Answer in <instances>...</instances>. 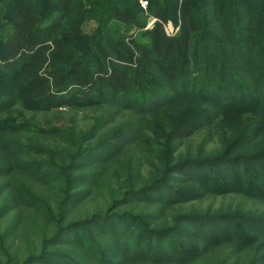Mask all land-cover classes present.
Returning <instances> with one entry per match:
<instances>
[{"label": "rangeland", "instance_id": "374dc122", "mask_svg": "<svg viewBox=\"0 0 264 264\" xmlns=\"http://www.w3.org/2000/svg\"><path fill=\"white\" fill-rule=\"evenodd\" d=\"M88 1L71 0V14L60 18L54 1L40 0L42 26L57 21L65 30L69 20L84 19L85 42L101 29L111 38L122 33L149 43L146 31L157 20L150 14L149 0H144V7L142 0H125L136 3L145 23L142 29L113 21L98 28L104 0H93L95 5ZM206 11L209 28L215 31L211 9ZM13 19L9 0H0V66L5 57L1 28L12 30ZM175 19L176 24L164 25L169 35L178 32L179 11ZM189 47L188 53L180 55L184 78L173 99L156 93L153 102L143 104L129 100L72 109L67 91L58 96V109L45 111L34 101L22 99L23 89L0 68L3 117L11 115L23 127L35 125L40 132L52 127L87 130L92 140L85 144H93L78 161V175L85 179L76 184L67 225L43 246L38 244L40 220L48 214L35 201L16 198L23 186L34 191L39 184L20 168L0 179V192L10 196L1 213L13 208L2 221L8 223L17 213L10 226L15 232L3 246L10 261L0 249L1 264H194L198 259L204 264H264V103H226L214 97L218 83L230 82L232 73L251 86L250 93L258 92L264 80L254 77L264 68L247 69L250 65L238 58L235 64L225 61L226 70L216 66L209 72L198 71L194 44ZM249 60L258 61L252 54ZM184 86L188 91L196 89L200 97L181 93ZM186 124H191L189 134L176 138L178 133L185 135ZM118 130L122 132L112 138ZM35 137L39 144L54 148L64 136ZM170 160L173 164L165 168ZM0 165L7 171L13 164L2 160ZM150 185L154 187L145 190ZM41 195L55 213L53 193L42 191ZM26 203L29 208L23 206Z\"/></svg>", "mask_w": 264, "mask_h": 264}, {"label": "trees", "instance_id": "16d2710c", "mask_svg": "<svg viewBox=\"0 0 264 264\" xmlns=\"http://www.w3.org/2000/svg\"><path fill=\"white\" fill-rule=\"evenodd\" d=\"M39 1L9 0L14 10V27L12 30L5 25L1 28L5 57L0 68L9 81L23 89L24 92L20 93L22 99L34 101L44 107L45 111L58 109V96L67 91L71 92L67 104L72 109L103 105L105 102L108 105H114V102L126 104L129 100L132 104H143L145 100L153 102L156 93L173 99L179 81L184 78L185 70L180 55L188 53L192 43L197 53L195 65L198 71L209 72L216 66H223L225 61L235 64L238 58L250 65L247 69L264 68V0H149L150 14L157 20L146 31L148 44H142L132 35L122 33L111 38L101 29L90 37V41L85 42L81 30L84 19L69 20L65 30L61 29L62 24L57 21L50 24V27H43L39 19ZM52 1L60 18L71 14V0ZM88 3L96 4L93 0ZM207 9H211L215 31L209 28L205 19ZM136 10V3L131 1L104 0L102 15L97 19L98 28H106L113 21L142 29L145 23ZM177 11L181 16L179 29L174 35H169L164 25L167 22L176 24ZM107 13L108 17H105ZM251 54L255 61L258 60L257 63L249 60ZM222 69L227 68L223 66ZM232 75L230 82L221 80L218 83L215 99L219 98L226 103H264V83L258 87L256 93L259 95H254L255 92L250 93V85L239 76ZM255 78L264 80V70ZM196 91L185 88L181 93ZM196 96L200 97L197 93ZM189 125L186 124L184 129L185 135L178 133L176 138L187 136ZM23 126L11 115L3 117L0 114V162L5 160L13 164L7 171L0 165V179L12 176L10 173L20 168L27 174V178L39 184L34 191L28 185L23 186L22 195L16 198L20 201L31 199L48 214L47 218L40 220L43 227L38 235V244L43 246L53 239L47 240L48 237L58 235L67 225V212L71 207L76 184L85 179L78 175L81 169L78 161L86 157L93 144H85L92 140L87 130L76 132L73 127H52L40 132L35 125L29 128ZM121 132L118 130L112 138H117ZM38 134L46 139L64 137L61 143L50 148L47 143L46 146L39 144L38 137H35ZM165 162V168L173 164L172 160ZM174 169L175 166L170 167V173ZM153 187L150 185L145 190ZM42 191L49 195L51 191L55 196V213L46 204ZM3 192H0V200H3L0 206V249L3 258L7 257L5 260L10 261L7 247L3 246L12 232H15L10 226L17 213L12 214L13 219L8 223L2 221L13 209L1 213L7 204L4 200L10 197L8 194L3 195ZM23 206L30 207L27 203ZM194 264L204 262L198 259Z\"/></svg>", "mask_w": 264, "mask_h": 264}, {"label": "built area", "instance_id": "2783aa9c", "mask_svg": "<svg viewBox=\"0 0 264 264\" xmlns=\"http://www.w3.org/2000/svg\"><path fill=\"white\" fill-rule=\"evenodd\" d=\"M146 4H147L146 1H144V0L141 1V5H142L143 7H144Z\"/></svg>", "mask_w": 264, "mask_h": 264}]
</instances>
